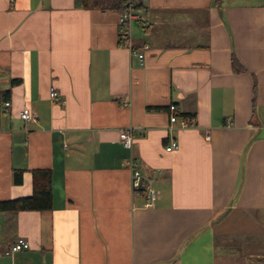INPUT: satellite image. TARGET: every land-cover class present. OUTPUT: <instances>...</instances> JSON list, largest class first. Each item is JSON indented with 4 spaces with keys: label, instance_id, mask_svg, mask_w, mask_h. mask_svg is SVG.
<instances>
[{
    "label": "crops",
    "instance_id": "crops-1",
    "mask_svg": "<svg viewBox=\"0 0 264 264\" xmlns=\"http://www.w3.org/2000/svg\"><path fill=\"white\" fill-rule=\"evenodd\" d=\"M139 2L143 64L119 13L0 0V201L31 195L32 170L53 174L51 210L0 212V264H264V0ZM19 239L30 247L12 252Z\"/></svg>",
    "mask_w": 264,
    "mask_h": 264
},
{
    "label": "built area",
    "instance_id": "built-area-1",
    "mask_svg": "<svg viewBox=\"0 0 264 264\" xmlns=\"http://www.w3.org/2000/svg\"><path fill=\"white\" fill-rule=\"evenodd\" d=\"M133 21L139 22L142 24V27L146 26V18L143 14H141L138 10H134L131 7L128 8L123 14L120 15L119 18V28H118V35H119V42L121 45L127 46L131 49L132 54L137 56L140 63H144L145 55L144 51L136 49L131 45V30L130 26ZM145 47H148L146 44ZM58 93L52 89L50 92V97L52 100H55ZM11 103L10 101H5L2 105V111L8 112L10 109ZM171 112H174L173 115L175 117H179L177 112V106L172 104L169 106ZM20 118L25 122L36 121L37 117L34 112L30 108H23L20 111ZM191 121L194 123L196 119L193 117ZM181 126L182 127H189L187 121L181 119ZM120 141L126 148H131L134 142V135H133V128H125L120 131L119 134ZM206 138L210 139L209 131L206 134ZM179 148V143L176 139H172L165 145V150L168 152L175 151ZM131 167V185L132 190L136 194L142 195L145 198V206L147 207H154L156 201L159 199V192L153 186L154 179L149 175H145L142 171L138 168V164L135 161L130 162ZM30 247L29 243L24 239H19L13 246L12 252H17L21 250L28 249Z\"/></svg>",
    "mask_w": 264,
    "mask_h": 264
},
{
    "label": "trees",
    "instance_id": "trees-1",
    "mask_svg": "<svg viewBox=\"0 0 264 264\" xmlns=\"http://www.w3.org/2000/svg\"><path fill=\"white\" fill-rule=\"evenodd\" d=\"M75 5L83 9H98L103 12H116L123 14L128 8L140 10L142 4L139 0H75ZM19 79H13L12 85ZM10 89L5 92V97L9 96ZM6 101V100H5ZM4 103V101H3ZM169 109V108H168ZM171 115L174 112H171ZM176 114L183 120L187 121L189 126H195L191 119L195 116L189 114ZM33 175V192L29 196L19 197L10 200L0 201V212H19V211H48L53 207V174L49 169H34ZM14 181L17 184L23 181V171L15 170Z\"/></svg>",
    "mask_w": 264,
    "mask_h": 264
},
{
    "label": "rangeland",
    "instance_id": "rangeland-1",
    "mask_svg": "<svg viewBox=\"0 0 264 264\" xmlns=\"http://www.w3.org/2000/svg\"><path fill=\"white\" fill-rule=\"evenodd\" d=\"M138 11H139V10H138ZM139 12H140V11H139ZM141 14H142V13H141ZM132 27H133L134 30H137V29H143L142 24L139 23V22H136V21H133V22H132Z\"/></svg>",
    "mask_w": 264,
    "mask_h": 264
}]
</instances>
